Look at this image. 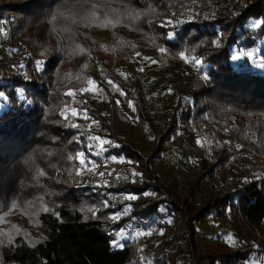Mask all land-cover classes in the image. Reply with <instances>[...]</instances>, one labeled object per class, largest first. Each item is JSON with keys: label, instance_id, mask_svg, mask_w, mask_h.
Returning <instances> with one entry per match:
<instances>
[{"label": "trees", "instance_id": "16d2710c", "mask_svg": "<svg viewBox=\"0 0 264 264\" xmlns=\"http://www.w3.org/2000/svg\"><path fill=\"white\" fill-rule=\"evenodd\" d=\"M85 1H88V8L96 5L91 14L112 16L116 15L113 12L120 13L116 4L122 0L114 3L112 0ZM132 1L136 7L138 2L149 9L154 4L153 10L158 14L156 21L147 24L141 18L140 24L156 32L168 48L183 50L186 55L208 65L204 76L207 79L191 73L188 81L181 82L185 77L183 68H165L163 83L155 89H170L175 99L157 111L147 102V93L137 80L131 77L125 83L116 80L108 67L109 62L94 54L100 72L115 79L124 94L119 103L110 89L102 85L109 104L108 116L89 113L97 121L89 134L85 129L72 127L74 118L70 114H61L62 90L77 74L74 72L68 78L62 65L73 60L76 48L87 45L79 24L68 23L56 32L58 48L63 47L64 51L52 50L53 54L41 61L44 68L40 76L53 74L63 87L61 93H49V78L36 81L29 74L28 77L22 73L5 75V69L21 62L29 72V65L34 61L30 55L23 61L0 62V93H3L0 103L5 104V108L0 109V206L15 201L13 203L34 206V210L41 207L38 217L43 230L38 242L18 239L6 246L2 251L3 264H143L136 241L126 240L120 250L113 243L119 232L127 227L145 228L154 218H162L161 207L167 210L171 224L160 220L157 225L164 231L155 248L156 264H183L179 263L180 259H187L188 264H249L252 261L263 264L264 70L252 68L246 56L237 61L232 56L242 50L244 54L259 50L258 43L264 39V0L226 3L215 0L210 13L198 8L191 20L184 23L180 21L187 15L182 11L185 0ZM75 2L32 0L21 9L0 4V22L14 18L13 13L30 15L47 6L43 14L46 19L55 12L58 3L69 6ZM168 22L173 25L165 26ZM14 27L12 24V39H16L15 29L27 26L25 23ZM172 32L175 39L169 38ZM138 50L118 53L114 66L128 67L131 55ZM257 56L264 61L261 54ZM200 77L203 80L197 83L196 78ZM148 97L152 101L150 93ZM43 105L48 108L47 113ZM125 106L133 110L135 119L125 112ZM70 108L80 109V106L74 103ZM49 113L55 116L54 124L43 123L44 115ZM157 119L167 120L165 127L156 125ZM194 127L229 130L234 141L252 152V156L245 159L256 178L242 185H236L231 178L197 202L195 197L203 183L217 180L213 176L216 169L225 167L233 175L235 165L231 161L235 153L224 148L213 161L199 159L196 176L187 181L191 186L188 198L184 200L180 196L176 200L172 195L177 180H163L154 172L153 164L174 144L183 145L186 140L196 143ZM41 129L46 131L42 136L39 135ZM141 132L152 136L148 152L128 140ZM86 135L111 141L106 144V157L123 158L126 162L122 166L135 168L139 176L134 180L131 177L120 179L109 186L82 184L85 176L77 174L81 167L78 154L82 152L87 158H94ZM219 182L221 180L213 183ZM9 188L12 192L7 195ZM114 194L122 198L117 206L112 202ZM129 196L136 198L129 200ZM125 209L124 215L112 218ZM209 218L215 224H229L238 235L237 244L231 246L218 239L211 248L199 252L197 227ZM171 243L175 244V250L166 252Z\"/></svg>", "mask_w": 264, "mask_h": 264}, {"label": "rangeland", "instance_id": "374dc122", "mask_svg": "<svg viewBox=\"0 0 264 264\" xmlns=\"http://www.w3.org/2000/svg\"><path fill=\"white\" fill-rule=\"evenodd\" d=\"M31 1L32 0H0V4L11 5L21 9L22 6ZM115 1L116 0H112L111 3ZM122 1L116 4L119 5L118 8L120 9V13L113 12L116 15L112 16L108 14L105 16H95L97 15L95 13L91 14V12L96 10L94 8L96 5L93 4L94 7L88 8L86 7L88 6V1L85 0H76L73 5L69 6L58 3L55 12L46 19H44L43 14L47 12V6L33 11V14L30 15H27V13L24 15L13 13L15 19L11 18L9 21L5 20L0 22V62L13 60L23 61V58L29 55L34 61L29 65V72L25 69L26 64L21 62L20 65H10L5 69V75L10 77L14 74L22 73L25 77H28L29 74L30 77L36 81H44L46 78H49L51 79L49 93L51 95L56 91L57 93H61L63 87L61 88L53 74L40 76L44 68L41 61L52 55V50L64 51L63 47L58 48L59 43L56 32L67 27L68 23L73 22L77 25L79 24L80 32L84 35L87 45L85 47L76 48L73 60L69 62V64L62 65V69L65 74H68V78L72 77L74 72L77 74L74 80L69 82L67 84L68 86H65L62 90L61 114L65 116L70 114L74 118L72 125H77L76 128L85 129L88 133L89 129L97 126V123H94V121H97L92 118L89 113L108 116L109 104L102 91V85L110 89L119 103L123 101L122 91L119 87H116L118 85L115 83V79H110L100 72L101 67L99 63L95 61L94 54L102 61L105 60L109 62L108 67L116 80L124 83L127 82L128 77L137 80L147 93V102H150V106L157 111H159L162 106L172 103L175 99V94L170 89H155L160 87L163 83V70L165 68H183L185 70V77L181 79V82L188 81L191 73H196L203 79L205 78L204 76H206L209 70L208 65L203 64L195 57L186 55L183 50L168 48L167 45H164L163 42L160 41L156 32H154V34L151 29H146L140 24L141 18H143L147 24L148 21H151V24L156 21L158 14L153 10L154 4H151L149 9L144 8L143 5L138 2H136V7L132 0V2L127 4ZM214 1L215 0H185L182 11L187 15H184L180 23L190 21L191 15L197 12L198 8L203 9L201 12L204 11L206 14L210 13V11L214 10ZM221 1L226 3L228 1L240 2L241 0ZM41 5L44 6L47 4H42L41 2ZM87 16L88 18H86ZM25 23L27 27L25 29L24 27L15 29L17 31L15 35L16 39H12V24L15 26L14 28H16L17 25H24ZM172 25L171 22L165 23V26ZM174 34L175 33L172 32L169 36L175 39ZM258 45L257 48H259V50L257 51L251 50L244 54L242 50L240 54L235 52L234 56L239 57V59L246 56L252 68L262 71L264 70V61L260 56H257V54H261V56L264 57V53H262L264 39L261 40ZM137 48H139V50L131 55L132 62L128 67L123 65H121L122 67L114 66L118 53H126L129 50L133 51ZM161 49H164V51H161ZM236 51H238L237 48ZM181 54H183V57ZM197 61H200V63H197ZM201 77L196 78L197 83L203 80ZM69 92H71L72 95H68V99L67 94ZM148 93L152 95V101L149 99ZM2 100L1 98L0 101ZM73 102L75 104L78 103L80 109L70 108L73 106ZM188 102L191 103V100H188ZM83 105L87 108L84 109ZM2 107L5 108V104L0 103V109ZM43 107L45 113H47L46 111L48 108L45 105H43ZM73 110H75L76 115H73ZM124 110L135 119L133 110L130 107L125 106ZM44 116L43 120L46 122L43 121L44 124H54V121H56L53 114L49 113ZM166 122L167 120L165 119H157L155 121L156 125L160 127H165ZM209 123L213 125L210 120ZM215 128L216 130L214 128L208 130L194 127L193 133L198 138L196 143L187 142L185 145H179L178 143L174 144L170 147V150L162 154L159 161L153 164L154 172L161 176L163 180L169 182L173 179L177 180L176 186H174L173 189L174 195H172L176 200H178L180 196L184 200L188 198L191 186L189 185L190 182L188 183L187 181L192 180L196 176L198 161L201 157L213 161L216 155L224 148L233 151L228 146H224L222 149L208 148L206 150V145L199 136H202L203 139L206 135L220 138L224 136L221 134V131L227 132V137H229L228 141L235 148V151H233L235 157L232 158L233 162L231 161L235 167L233 175L230 174V171H227L225 167L216 169L213 176L215 179L221 180V182L213 183L217 180L204 182L201 190L195 197L197 202H200L207 195L213 193L215 189L231 178H234L236 185H242L256 178L255 173L245 159L250 158L252 152L234 141L229 130L221 127L218 128L217 131V127ZM40 131L39 135L41 134V136L46 132L44 130L42 131V129ZM90 137L93 139L91 135ZM93 140L95 142V149L92 150L90 148V151L94 158H87L84 156L89 163L86 167L81 166L79 168V173L85 176V181H83L82 184L86 182V184L96 183L109 186L117 180L130 177L134 180L139 176L135 168L122 166L126 162L123 158H116L114 160L112 157H106V144L108 143L101 144V141L104 139L97 138ZM128 140L132 143H136L140 150L148 152L151 146L152 136L147 132H141L131 136ZM89 147H91L90 144ZM101 173H103V175H101ZM134 173L137 175H133ZM12 176L15 175L12 174ZM11 192L12 189L9 188L7 195H10ZM121 199V195L118 199L112 198L113 205L117 206ZM6 202L8 201L6 200ZM6 202L3 203L5 204ZM13 202L8 205L0 206V264H3L2 251L6 246L14 244L18 239H21L22 242H38L43 237V230L38 217L41 207L34 210V206H26L24 203ZM126 210L127 209H125L123 213L116 214V219L121 217L122 214L124 215L127 212ZM162 213V218H154L145 228L132 225L120 231L115 242L119 241L123 245L128 239L136 241L138 243L139 258L142 260L143 264H156L154 259L155 248L159 243L158 237L161 233L163 234L164 231L163 229H158L157 225L160 220L168 224L169 221H171L167 212ZM197 229L199 232L197 235L199 252L211 248L218 239H223L231 246H235L238 242L236 231L226 223L215 224L209 218L200 223ZM138 232L144 234L137 236ZM148 232L152 234L148 235ZM121 233H123V235H121ZM115 242L113 244H115ZM116 248H118V250L122 249V247ZM173 250H175V244L171 243L167 246L166 252ZM179 263L188 264L189 261L187 259H180ZM128 264L133 263L130 262ZM249 264L260 263L252 261Z\"/></svg>", "mask_w": 264, "mask_h": 264}, {"label": "built area", "instance_id": "2783aa9c", "mask_svg": "<svg viewBox=\"0 0 264 264\" xmlns=\"http://www.w3.org/2000/svg\"><path fill=\"white\" fill-rule=\"evenodd\" d=\"M221 134L224 135V136L220 137V138H217V137H214V136H210V135H206L205 138L203 139L202 136H199V135L198 136L204 141V143L206 145V150L208 148L222 149L224 146H228L230 149L235 151L234 150L235 149L234 146L232 144H230L229 141H228L229 137H227V132L221 131ZM86 139L88 140V143L91 145V149L92 150L95 149L94 148V145H95L94 140L89 135H86ZM187 142L188 141H184L183 145H185V143H187ZM118 197H119L118 194H114L113 199H118Z\"/></svg>", "mask_w": 264, "mask_h": 264}, {"label": "snow or ice", "instance_id": "6c2138e0", "mask_svg": "<svg viewBox=\"0 0 264 264\" xmlns=\"http://www.w3.org/2000/svg\"><path fill=\"white\" fill-rule=\"evenodd\" d=\"M169 38H171V36H170ZM161 51H164V49H161ZM181 55H182V57H183V54H181ZM232 59H233V60H238L239 57H237V56H232ZM197 63H200V61H197ZM205 79H207V77H205ZM110 83H111V81H110ZM116 87H119V86H116ZM121 94H122V95L124 94L123 91L121 92ZM0 95H3V93H0ZM68 95H72V93L69 92ZM73 115H76L75 110H73ZM94 123H97V122L94 121ZM72 127H77V125H72ZM93 139H97V138L93 137ZM105 143H111V141H107V140H102V141H101V144H105ZM116 147H119V145H116ZM78 155H79V157H80V160H79L80 165L83 166V167H86L87 164H88L89 162L84 158V153L81 152V153H79ZM112 159L115 160L116 158H115V157H112ZM128 163H133V162H132V161H128ZM77 174L79 175V172H77ZM101 175H103V173H101ZM133 175H137V174L134 173ZM145 195H152V193H145ZM135 198H136L135 196H129V197H128L129 200H132V199H135ZM160 211H161V212H166L167 210H166L165 208L161 207ZM112 218H113V219H116L117 217H116V216H113ZM170 222H171V221H169V223H170ZM143 234H144V233H140V232H138V233H137V236H139V235H143ZM147 234H148V235H151L152 233H151V232H148ZM161 234H162V233H161ZM121 235H123V233H121ZM114 246H116V247H123V245H122L119 241H116L115 244H114Z\"/></svg>", "mask_w": 264, "mask_h": 264}]
</instances>
